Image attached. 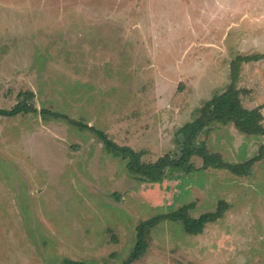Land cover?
Here are the masks:
<instances>
[{
  "label": "rangeland",
  "instance_id": "1",
  "mask_svg": "<svg viewBox=\"0 0 264 264\" xmlns=\"http://www.w3.org/2000/svg\"><path fill=\"white\" fill-rule=\"evenodd\" d=\"M264 0H0V264H123L139 224L181 209L222 217L189 235L164 220L132 264H264V137L213 124L223 163L135 178L99 133L151 164L229 85L264 125ZM248 87V88H247ZM249 89V90H247Z\"/></svg>",
  "mask_w": 264,
  "mask_h": 264
},
{
  "label": "trees",
  "instance_id": "2",
  "mask_svg": "<svg viewBox=\"0 0 264 264\" xmlns=\"http://www.w3.org/2000/svg\"><path fill=\"white\" fill-rule=\"evenodd\" d=\"M254 58L264 59V55ZM241 94H243V92L233 87V85H229L223 93L216 95L204 104L199 112L200 116L195 121L184 125L179 131L182 141L178 158H171L167 155L158 159L155 163H140V152H134L126 147H118L107 140L102 134L99 133L98 135L104 143L106 150L111 153L113 157H121L122 159L128 160L126 167L131 175L139 180H145L152 184L160 183L169 170L183 169L185 173L189 172L191 170L189 162L193 157L200 158L205 167L209 166L216 169H224L234 176H244L252 165V162L255 161L249 160L238 165L226 164L222 162L218 155L208 154L203 144L200 148H197L194 143L200 133L205 129H209L215 123L223 126L230 125L240 134L264 137V125L262 123L263 115L260 112L261 107L253 109L243 107ZM26 111L28 110L17 104L10 110H0V116L11 117ZM261 150L264 151V144L261 146ZM220 205L214 212L203 214L196 219L187 216L184 209H181L173 214L152 218L139 224L135 247L127 261L123 264H132L144 255L148 245L145 237L146 233L161 221L170 220L173 222H180L187 234L198 235L202 232L205 225L213 223L222 217L223 209ZM65 264L84 263L65 261Z\"/></svg>",
  "mask_w": 264,
  "mask_h": 264
},
{
  "label": "crops",
  "instance_id": "3",
  "mask_svg": "<svg viewBox=\"0 0 264 264\" xmlns=\"http://www.w3.org/2000/svg\"><path fill=\"white\" fill-rule=\"evenodd\" d=\"M248 88V87H247ZM247 90H249V89H247ZM249 109H252V108H249Z\"/></svg>",
  "mask_w": 264,
  "mask_h": 264
}]
</instances>
